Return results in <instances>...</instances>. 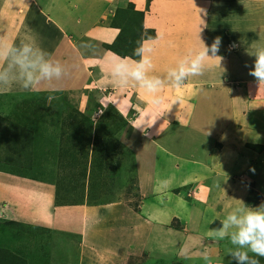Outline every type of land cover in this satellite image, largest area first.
<instances>
[{"label":"crops","instance_id":"obj_1","mask_svg":"<svg viewBox=\"0 0 264 264\" xmlns=\"http://www.w3.org/2000/svg\"><path fill=\"white\" fill-rule=\"evenodd\" d=\"M113 1L116 6L126 2L0 0V40L10 47L32 46L54 66L59 63L63 72L60 80L42 81L31 92L14 82L0 92V102L22 100L28 94V99H37L33 106L44 110L50 106L49 95L71 97L81 91L103 96V108H97L106 112L101 124L112 127L115 123L118 128L109 140L95 135L94 143L101 146L112 143L113 138L115 144L122 140L126 144L121 148L124 154L130 153L127 156L133 165H142L144 188L151 197L162 198L150 205L158 221L148 235L150 259L163 264H206L203 254L207 252L212 264H236L227 252L233 248L230 240H220L213 230L220 228L221 221L236 208H256L264 203V85L260 87L249 74L254 69L256 50L264 49V22L257 23L259 18L264 20V2L133 0L134 14L143 21L136 35L141 36L140 42L150 41L153 49L150 75L166 77L180 59L199 52L204 44L210 48L216 37L222 38L216 53L223 58L221 64L209 59L202 75L189 78L180 89L166 87L159 94L164 102L157 104L155 97L138 86L120 89L112 82L110 61L116 56L139 59L128 56L131 52L112 48L124 37L120 24H110L117 18ZM253 30L263 32L261 39L250 36ZM231 43L237 45L235 50L230 49ZM8 63L0 61V69ZM11 72L16 75L18 69L13 67ZM125 128L131 132L129 141L122 136ZM182 136L185 143L181 144L177 140ZM140 138L149 139V156L143 150L139 153L136 146L141 144ZM216 140H224L226 147L231 145L229 149L240 148L230 154L228 165L214 170L210 168V150ZM247 144H254L248 157L241 149ZM115 153L119 155V151ZM176 182H182L178 185L180 189L184 186L181 191H175ZM120 204L124 205L123 201ZM69 210L73 212V208ZM60 211L56 212L58 222L69 224L70 234L74 233V221V226L70 225L64 218L66 211ZM123 215L127 216L125 212ZM126 220L120 217L122 223ZM256 259L264 264V257Z\"/></svg>","mask_w":264,"mask_h":264},{"label":"rangeland","instance_id":"obj_2","mask_svg":"<svg viewBox=\"0 0 264 264\" xmlns=\"http://www.w3.org/2000/svg\"><path fill=\"white\" fill-rule=\"evenodd\" d=\"M125 1L118 6L113 1L117 18L110 24H120L124 37L112 48L131 52L128 56L134 57L141 38L136 35L141 19L133 12L135 1ZM259 19L257 23L264 22ZM261 34L253 30L250 36L259 40ZM236 47L231 43V50ZM240 66L244 68L245 64ZM80 92L71 97L58 96L44 110L34 107L37 99H28V94L22 100L0 102V255L8 253L11 257L4 264H13L15 258V264H163L147 254L151 244L148 235L158 222L150 205L162 198L151 197L144 188L142 165H133L127 156L130 153L124 154L121 148L126 144L122 140L115 144L113 138L112 143L101 146L94 143L95 135L108 140L115 137L118 127L115 123L112 127L101 124L106 112L97 108H103V96ZM76 124L77 135L73 132ZM122 134L129 141L130 129L125 128ZM184 137L177 142L185 143ZM147 141L140 138L141 144L136 147L149 156ZM217 141L210 150V168L214 170L228 165L230 154L240 148L229 149L231 145L226 147L224 140ZM252 145L241 148L245 156L251 155ZM176 183L175 191H181L184 186L180 189L178 185L182 182ZM49 197L54 202H49ZM70 208L74 213L68 211ZM59 210L66 211V222L75 223V234H70L69 224L58 222ZM120 217H125L126 223Z\"/></svg>","mask_w":264,"mask_h":264},{"label":"clouds","instance_id":"obj_3","mask_svg":"<svg viewBox=\"0 0 264 264\" xmlns=\"http://www.w3.org/2000/svg\"><path fill=\"white\" fill-rule=\"evenodd\" d=\"M221 39L216 37L210 48L203 43L202 50L180 59L163 78L150 75L153 69V49L149 47L150 41L142 40L134 50V56L139 57L138 60L116 56V60L109 62L112 82L120 89H126L130 85L138 86L155 97L157 104H162L164 98L159 94L166 87L180 89L189 78L202 75L209 59L219 60L221 64L223 58L216 55ZM209 52L212 53L211 56ZM254 56V69L249 74L256 78L261 87L264 85V49H257ZM5 60L9 63L8 67L0 69V92L6 91L17 81L25 92H31L42 81L60 80L63 75L59 63L54 66L41 51L28 44L10 47L0 40V61ZM13 67L18 69L16 75L11 72ZM47 99L51 103L59 97L49 95ZM213 234L220 240L225 237L230 240L233 248L227 249V252L236 264H259L256 257H264V203L256 208H236L221 221L220 228L213 230ZM203 259L206 264H212L207 252L203 254Z\"/></svg>","mask_w":264,"mask_h":264},{"label":"trees","instance_id":"obj_4","mask_svg":"<svg viewBox=\"0 0 264 264\" xmlns=\"http://www.w3.org/2000/svg\"><path fill=\"white\" fill-rule=\"evenodd\" d=\"M133 12H135L136 13V11H135V8L133 9ZM139 24H140V26H141V28H142V23H143V21H140V22H138ZM113 50H116V48H113ZM77 129H79L78 128V125L76 124L75 126H74V130H73V132H75L76 133V135H77V132H79V130H77ZM80 138L79 139H82L83 137L81 136V131H80ZM0 259H1V261L3 262V264H4V262H6L8 259L10 260L11 259V257H10V254H6V253H1V255H0ZM12 263L13 264H15V263H18V259H16L15 258V260L14 261H12Z\"/></svg>","mask_w":264,"mask_h":264}]
</instances>
